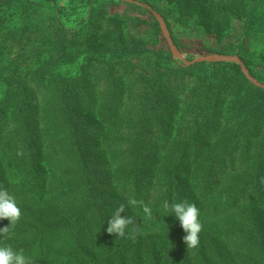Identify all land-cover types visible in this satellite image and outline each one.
I'll return each mask as SVG.
<instances>
[{
	"label": "trees",
	"instance_id": "trees-1",
	"mask_svg": "<svg viewBox=\"0 0 264 264\" xmlns=\"http://www.w3.org/2000/svg\"><path fill=\"white\" fill-rule=\"evenodd\" d=\"M212 1L231 25L253 16L249 0ZM114 28L87 53L77 34L58 29L53 65L41 70L20 57L6 64L0 48V80L9 82L0 87V189L23 214L0 246L23 249L33 264H264V89L237 64L183 68L169 50L150 55ZM219 53H235L233 43ZM81 54L80 76L60 72ZM85 91L95 96L84 108ZM133 198L151 218L127 205ZM185 199L203 224L196 249L162 207ZM122 203L142 229L134 240L106 231Z\"/></svg>",
	"mask_w": 264,
	"mask_h": 264
},
{
	"label": "rangeland",
	"instance_id": "rangeland-1",
	"mask_svg": "<svg viewBox=\"0 0 264 264\" xmlns=\"http://www.w3.org/2000/svg\"><path fill=\"white\" fill-rule=\"evenodd\" d=\"M258 1L246 2L253 14L251 19L231 25L229 21L217 18V8L212 0H0V48L7 52L4 56L6 64H9L11 59L20 57L22 66L27 65L25 60L29 59L33 70H41L46 63L53 65L50 61L53 60L57 49L51 39L58 35V29L66 28L72 34H77L82 39L84 53H87L96 51L101 46L103 36H111L110 34L116 31V23L119 27L127 28L126 40L137 39L147 44L150 55L159 57L157 54L166 49L170 51L172 60L178 66L194 67L195 65H187L173 52L161 23L154 13L145 7L149 6L164 19L169 36L185 60L193 61L207 55L238 57L247 67L249 74L264 85V23L260 22L264 15V4L261 5ZM128 4L147 9L157 21L160 34H155L152 28L150 13H133ZM165 16L168 17L170 26ZM249 26L252 28L249 29ZM232 43L235 53H219V50L230 47ZM83 56L84 54H81L75 58L73 63L70 61L60 65V72L80 76V67L85 63ZM240 68L246 79L252 83L241 66ZM7 71L9 73V70ZM8 83V79H1L0 87ZM92 84H96L94 77L85 82L86 87ZM2 94L3 89L0 90V99ZM91 95L92 93L87 91L81 93L77 98L79 104L85 108L95 96ZM225 161L231 164L230 159Z\"/></svg>",
	"mask_w": 264,
	"mask_h": 264
},
{
	"label": "clouds",
	"instance_id": "clouds-1",
	"mask_svg": "<svg viewBox=\"0 0 264 264\" xmlns=\"http://www.w3.org/2000/svg\"><path fill=\"white\" fill-rule=\"evenodd\" d=\"M20 154V153H18ZM261 183H264V178H261ZM142 206V210L147 218L152 217V210L149 205L143 201L130 199L127 202L128 206ZM163 209L169 211L171 215L179 220L180 226L186 233L183 237V242L188 249H196L200 243V234L203 230V224L200 220V211L195 203H190L186 199L179 202L164 201ZM126 212V205L120 204L112 217L108 220L106 229L109 235H114L118 238L136 239V236L142 232L140 224L136 222V218L132 215H122ZM22 210L17 205L16 199L6 189H0V221L7 220L10 226L0 228V237H7L12 229L21 221ZM131 226V230L129 228ZM0 264H33L31 258L25 254L24 250H15L12 246H0Z\"/></svg>",
	"mask_w": 264,
	"mask_h": 264
},
{
	"label": "water",
	"instance_id": "water-1",
	"mask_svg": "<svg viewBox=\"0 0 264 264\" xmlns=\"http://www.w3.org/2000/svg\"><path fill=\"white\" fill-rule=\"evenodd\" d=\"M124 1H129L132 2V0H124ZM146 8L150 9L154 15L157 17V19L159 20V22L162 25V28L164 29V31L167 33L168 37H169V41H170V45L171 48L173 50V52L181 59H183V61L187 64V65H196V64H200V63H205V62H219V63H236L238 65H240L242 67V69L244 70V72L247 74L248 78L250 79V81L256 85L259 86L261 88L264 89V85L259 83L253 76H251L249 74V71L247 69V67L245 66V64L242 62L241 59H239L238 57H232V56H226V55H207V56H203V57H199L193 61H187L185 60L179 49L177 48V46L174 44L173 40L171 39V37L169 36V32H168V28H167V24L164 21V19L161 17V15H159L154 9H152L149 6H145Z\"/></svg>",
	"mask_w": 264,
	"mask_h": 264
}]
</instances>
